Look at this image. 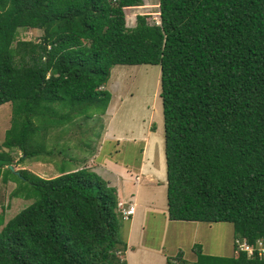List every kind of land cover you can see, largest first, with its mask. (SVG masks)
Segmentation results:
<instances>
[{"label":"trees","instance_id":"obj_1","mask_svg":"<svg viewBox=\"0 0 264 264\" xmlns=\"http://www.w3.org/2000/svg\"><path fill=\"white\" fill-rule=\"evenodd\" d=\"M142 2L0 0V105L12 108L2 146L34 156L35 117L60 106L103 112L114 65L158 64L169 219L264 237V0H158L159 23L139 15L125 26L123 9ZM21 28L43 34L21 39ZM9 164L0 150L4 182ZM18 179L11 195L32 201L6 222L0 214V264H128L117 190L101 175L18 170ZM193 249V262L179 251L165 264H264Z\"/></svg>","mask_w":264,"mask_h":264},{"label":"rangeland","instance_id":"obj_2","mask_svg":"<svg viewBox=\"0 0 264 264\" xmlns=\"http://www.w3.org/2000/svg\"><path fill=\"white\" fill-rule=\"evenodd\" d=\"M129 7L123 9L127 27H133L139 15L146 16L148 23L160 22L158 0H143L142 4ZM42 34L38 28L18 30V38L26 40L38 41ZM160 75L158 64L114 65L102 87L111 93L105 110L102 112L95 107L86 110L90 114L88 117L84 111L85 114L75 116L72 108L60 106L44 117H35L39 128L33 133L29 148L37 154L30 157L24 156L19 148L9 150L2 146L6 130L12 123V108L10 102L1 104L0 150L12 157L13 164L6 167L13 165L14 168V171L10 169L7 182L0 178V214L5 222L32 201L11 195L15 188L21 190V185L25 184L18 179V170L52 178L62 170L88 168L116 187L117 210L122 217L123 210L128 214L131 210L132 214L122 219L120 230L127 243L120 256L127 263L165 264L167 258L171 259L179 251L193 262L195 244H200L203 253L208 255L237 254L234 252L237 236L233 223L165 217L168 209ZM115 161L126 165L125 169L114 170L111 163ZM141 187L146 188L145 193ZM135 194L138 207L134 204ZM135 216L137 223L128 242L130 220Z\"/></svg>","mask_w":264,"mask_h":264},{"label":"built area","instance_id":"obj_3","mask_svg":"<svg viewBox=\"0 0 264 264\" xmlns=\"http://www.w3.org/2000/svg\"><path fill=\"white\" fill-rule=\"evenodd\" d=\"M129 214L131 210H129ZM128 212L123 210V217L127 218L129 215ZM246 252L248 257H258L264 258V237H258L253 242L247 240V238L243 237H235L234 240V252Z\"/></svg>","mask_w":264,"mask_h":264},{"label":"crops","instance_id":"obj_4","mask_svg":"<svg viewBox=\"0 0 264 264\" xmlns=\"http://www.w3.org/2000/svg\"><path fill=\"white\" fill-rule=\"evenodd\" d=\"M110 160H111V158H110ZM111 165H113V167H114V170H116V171H122V169H125V166L123 165V163L122 162H119V161H115L114 163L112 162L111 163ZM138 185H141V184H138ZM141 189H144V193H145V190H146V188H144V187H141ZM151 196V195H150ZM150 196H148L147 198L149 199L150 198ZM134 197H135V201H134V204L136 205V200H137V197H136V194L134 195ZM134 205V206H135ZM135 207H138V205H136ZM166 217V219H167V217H168V212H167V215L165 216ZM131 218V217H130ZM169 219V218H168ZM170 220V219H169ZM137 223V218H136V216L134 217V219L132 220V218H131V220H130V225H129V230H128V237H129V239H128V242L129 241H131V237L133 236V235H131L132 233H133V229H134V227H135V224ZM140 234H141V230H140V232H139ZM140 234L139 235H137V236H140ZM132 249L134 248L133 246L131 247ZM160 248V250H162V247H159ZM175 255V254H174ZM128 264H130L129 262H128Z\"/></svg>","mask_w":264,"mask_h":264},{"label":"water","instance_id":"obj_5","mask_svg":"<svg viewBox=\"0 0 264 264\" xmlns=\"http://www.w3.org/2000/svg\"><path fill=\"white\" fill-rule=\"evenodd\" d=\"M10 169L14 171L13 165H10ZM16 173H18V172H16Z\"/></svg>","mask_w":264,"mask_h":264},{"label":"clouds","instance_id":"obj_6","mask_svg":"<svg viewBox=\"0 0 264 264\" xmlns=\"http://www.w3.org/2000/svg\"><path fill=\"white\" fill-rule=\"evenodd\" d=\"M132 213H130L129 215H131ZM124 218V217H123Z\"/></svg>","mask_w":264,"mask_h":264}]
</instances>
